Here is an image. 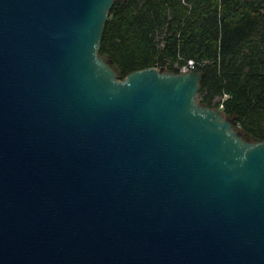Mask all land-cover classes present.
<instances>
[{"label":"water","instance_id":"1","mask_svg":"<svg viewBox=\"0 0 264 264\" xmlns=\"http://www.w3.org/2000/svg\"><path fill=\"white\" fill-rule=\"evenodd\" d=\"M115 0H0V264H264V141L200 69L119 79Z\"/></svg>","mask_w":264,"mask_h":264},{"label":"trees","instance_id":"2","mask_svg":"<svg viewBox=\"0 0 264 264\" xmlns=\"http://www.w3.org/2000/svg\"><path fill=\"white\" fill-rule=\"evenodd\" d=\"M100 54L119 79L146 68L203 72L197 99L264 141V0H115ZM217 100V101H215Z\"/></svg>","mask_w":264,"mask_h":264},{"label":"built area","instance_id":"3","mask_svg":"<svg viewBox=\"0 0 264 264\" xmlns=\"http://www.w3.org/2000/svg\"><path fill=\"white\" fill-rule=\"evenodd\" d=\"M196 64L194 61L189 60L183 67H181L180 72L192 71L195 70ZM220 111L223 110V101L218 104L217 107Z\"/></svg>","mask_w":264,"mask_h":264},{"label":"rangeland","instance_id":"4","mask_svg":"<svg viewBox=\"0 0 264 264\" xmlns=\"http://www.w3.org/2000/svg\"><path fill=\"white\" fill-rule=\"evenodd\" d=\"M215 101H217V100H215Z\"/></svg>","mask_w":264,"mask_h":264}]
</instances>
